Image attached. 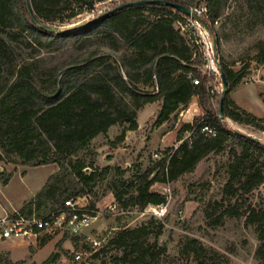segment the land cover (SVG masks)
<instances>
[{"label": "trees", "instance_id": "16d2710c", "mask_svg": "<svg viewBox=\"0 0 264 264\" xmlns=\"http://www.w3.org/2000/svg\"><path fill=\"white\" fill-rule=\"evenodd\" d=\"M31 1L36 16L51 25H64L82 13H93L99 3L127 2ZM169 1L206 9L202 20L216 41L220 70L229 83L224 121L220 118L221 94L211 93L212 80L204 71L207 63L196 44V34L181 31L179 23L185 19L175 9L157 5L127 8L79 33L58 35L33 23L26 0H0V164L58 168L17 214H66V202L79 199H86L87 208L96 211L108 192L118 211L125 212L121 215L134 210L144 213L150 207L168 204L166 194L153 190L155 185L174 183L195 172L211 155L225 153L229 160L223 197L205 205L206 219L212 227L220 226L226 218L244 219L255 230L259 240L256 257L264 264V207L245 199L264 185V144L225 124L232 120L256 130L264 128V118L246 111L231 97L252 73V62L256 69L264 67V0ZM229 4L237 5V10L227 13ZM230 20L234 29L243 28L250 34L260 30L263 35L253 44L254 55L242 60L238 70L221 53L226 35L221 29ZM23 37L26 39L21 43ZM92 38L97 42L90 45ZM71 39L81 51L86 44L98 47L66 66L44 65L43 51H60L62 43ZM101 46L116 53L117 58L102 53ZM193 100H197L202 114L182 126L180 145L165 150L160 160L150 159L148 164L137 160L127 168L99 164L100 153L94 146L97 138L120 127V134L109 141L110 147L117 149L125 143L128 132L139 129V112L145 106L161 102L154 126L162 127L176 120ZM206 124L216 127L215 137L200 132ZM194 128L192 138L186 139ZM2 170L0 165V180L7 185L10 178ZM118 227L108 239L101 238L105 240L101 247H93L90 241L82 247L93 252L92 264H174L168 259V245L162 242L166 232L163 221L150 216L134 227ZM181 249L192 264H218L197 239H187ZM52 259L42 264H50ZM0 264L17 263L0 256Z\"/></svg>", "mask_w": 264, "mask_h": 264}, {"label": "rangeland", "instance_id": "374dc122", "mask_svg": "<svg viewBox=\"0 0 264 264\" xmlns=\"http://www.w3.org/2000/svg\"><path fill=\"white\" fill-rule=\"evenodd\" d=\"M119 4H122V1L99 3L95 6V12H85L70 23L53 26L62 29L81 26ZM236 6L229 4L230 10L227 13L236 11ZM225 26V29H221V33L223 31L226 33L222 37L221 53L224 59L238 70L242 67V60L247 61L254 55L253 44L263 35L260 30H257L255 34H250L246 32L248 30L244 33L243 28H241L243 31L234 29L231 20ZM220 27L218 25L219 30ZM24 37L20 40L21 43L25 42ZM95 42H97L96 38H92L89 44L92 45ZM81 43L83 44L84 41ZM62 44L64 48L60 51L42 52L44 65L63 67L71 63L73 59L75 61L77 58H86L89 52L98 47L86 44L81 51L75 48L73 39ZM101 49L102 53L110 54L114 58L118 56L103 46ZM29 52L31 50L27 53ZM256 68V64L252 62V73L231 93V97L246 111L259 118H264V67ZM209 79L212 80L211 85L217 88L216 94H221L220 74H211ZM195 102L197 103V100H193L189 108L181 111L176 120L172 119L162 127L154 126L161 102L145 106L139 112V129L128 132L125 143L119 148L112 149L109 141L114 140L120 134V127L112 128L107 136H100L94 141V146L100 153L99 164L102 166L119 164L127 168L137 160L144 161L146 164L150 159L160 160L165 150L176 149L180 145L178 139L182 126L202 114ZM190 107H192L191 110ZM225 124L234 132L251 136L264 144L263 130L239 125L232 120H227ZM156 154H159V157H155ZM228 160L225 153L211 155L199 164L195 172L186 174L169 185H155L154 191L166 194L168 197L167 211L162 217L154 215L155 207H150L144 213L134 210L127 215L112 214L109 206L115 200L108 192L97 204V209L102 215L89 227L83 228L80 234L72 235L68 227L63 226L50 232H42L37 236L1 240L0 256L17 264H42L52 258L50 264H92L90 257L93 252L82 249L85 243H89V238L108 239L116 227L122 225L134 227L150 216H154L163 221L165 225L166 232L162 242L168 245V259L174 264H192V259H187L186 255L182 254L181 246L187 239L200 241L208 256L215 258L218 264H262L256 257L259 240L254 228L247 226L244 219L226 218L223 224L216 227H212L206 219L205 205L210 200H222V188L227 180ZM0 165L5 176L10 178L7 185L0 180V216H6L7 213L14 211L18 212L26 203L33 200L49 177L58 169L55 165L39 167L12 163H1ZM200 199H202L201 202ZM245 199L253 206L264 207V185L246 195ZM78 202L80 207H88L86 199H79ZM77 253H82L81 260L75 259Z\"/></svg>", "mask_w": 264, "mask_h": 264}, {"label": "built area", "instance_id": "2783aa9c", "mask_svg": "<svg viewBox=\"0 0 264 264\" xmlns=\"http://www.w3.org/2000/svg\"><path fill=\"white\" fill-rule=\"evenodd\" d=\"M194 9V8H193ZM198 11L199 15L202 17V14L206 11L203 9H194ZM184 21L179 23V27L182 32L188 33L190 31L195 32L194 35L196 39V44L200 46V49L203 53L204 59L207 63L206 73L210 76L211 74H220V62L215 59L214 55V45L212 42L213 36L204 28V26L193 20L190 17L185 16ZM195 85L199 84L198 79H193ZM223 89L222 80H221V90ZM217 88L212 86L211 93L216 94ZM197 128H194L190 133H188L186 139H191L194 135ZM200 132L206 135L207 137H215L217 135V129L214 126L202 125L200 127ZM264 134V129H263ZM155 157H159V154H156ZM66 206L68 208V213H61L60 215H33L31 217H26L17 212L7 214L6 216H0V241L10 238H21L30 235H34L42 232H50L57 228L68 227V230L72 235H78L82 232L83 228L89 227L95 220L102 215L101 211L90 210L88 208H82L75 201H67ZM167 204L155 207L153 209L154 215L162 217L167 211ZM109 211L115 215L125 214V212L118 211L117 204L113 202L109 206ZM17 214V215H16ZM16 215V216H15ZM89 241L93 244V247L99 248L103 245L105 240L89 238ZM82 253H77L75 255L76 260L82 259Z\"/></svg>", "mask_w": 264, "mask_h": 264}, {"label": "water", "instance_id": "95a60500", "mask_svg": "<svg viewBox=\"0 0 264 264\" xmlns=\"http://www.w3.org/2000/svg\"><path fill=\"white\" fill-rule=\"evenodd\" d=\"M146 5H157V6H166V7H171L175 9L176 11L180 12L181 14H184L187 17L192 18L193 20L201 23L204 28L209 32V34L212 36V32L210 31L208 25L203 22L202 17L199 15L198 11L194 10L193 8H190L188 6H185L180 3L172 2L169 0H132L128 1L122 4H119L112 9H109L108 11H105L104 13H101L99 16L91 19L90 21L86 22L85 24L81 26H76V27H71L69 29H62L60 27L53 26L51 24H46L45 22L41 21L35 14L33 6H32V1L31 0H26V6L27 10L29 13V16L31 17L33 23L40 29L48 32V33H53V34H58V35H69V34H74V33H79L88 27L94 26L111 16L112 14L122 11L127 8H132V7H138V6H146ZM212 42L214 45V55L215 59L219 62V54H218V47L216 44V41L214 38H212ZM220 76L222 80V93L219 101V109H220V118L222 121L225 120V113H224V97L229 91V83L226 78V74L220 70ZM238 134H241L238 132ZM247 137L248 139L260 142L258 140H255L251 136L248 135H243Z\"/></svg>", "mask_w": 264, "mask_h": 264}, {"label": "crops", "instance_id": "0c3cea01", "mask_svg": "<svg viewBox=\"0 0 264 264\" xmlns=\"http://www.w3.org/2000/svg\"><path fill=\"white\" fill-rule=\"evenodd\" d=\"M236 102V101H235ZM237 103V102H236ZM195 104L198 106V103H196L195 102ZM238 104V103H237ZM191 105V104H190ZM191 108L192 107H190V110H191ZM189 122H191V121H189ZM186 123H188V122H186ZM78 204H79V202H78ZM15 212V211H14ZM14 212H11V213H14ZM17 212V211H16ZM11 213H7V214H11ZM40 233H37V234H34L33 236H37V235H39Z\"/></svg>", "mask_w": 264, "mask_h": 264}]
</instances>
